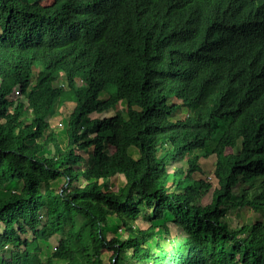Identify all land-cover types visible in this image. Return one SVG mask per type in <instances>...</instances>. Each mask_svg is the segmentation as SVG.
<instances>
[{
	"label": "trees",
	"instance_id": "trees-1",
	"mask_svg": "<svg viewBox=\"0 0 264 264\" xmlns=\"http://www.w3.org/2000/svg\"><path fill=\"white\" fill-rule=\"evenodd\" d=\"M15 85L27 103L11 110ZM67 101L61 150L51 123ZM97 131L114 150L95 154ZM201 158L218 179L207 203ZM170 219L185 239L168 247ZM0 264H264V0H0Z\"/></svg>",
	"mask_w": 264,
	"mask_h": 264
},
{
	"label": "rangeland",
	"instance_id": "rangeland-1",
	"mask_svg": "<svg viewBox=\"0 0 264 264\" xmlns=\"http://www.w3.org/2000/svg\"><path fill=\"white\" fill-rule=\"evenodd\" d=\"M31 1H35V0H31ZM41 3L43 4H48L49 3V0H40ZM66 77L65 75H62L59 77V80L56 82V83H60L62 85H64L65 87H67V83H66ZM79 80V79H78ZM82 82L81 80H79V83ZM9 105H10V109L11 110H14V108L19 104V103H24L26 104L27 103V100H26V97L21 94L20 92V89H19V85H15L14 88H13V93L11 95V97L9 98ZM73 107V102L72 101H67L64 105H61V106H58V107H55V111H54V117L52 118V123H51V128L56 130L59 134V139H60V142H61V150H64L66 148V145H67V142H68V132H67V125H68V114L71 112V108ZM121 108V106H120ZM185 112V109H183L181 111V114L183 113L184 114ZM115 114V110H108V111H105L103 113H99V112H93L92 114L90 115H87L83 121L81 122V130H83V125L85 124L86 120L88 119H91L93 117H104V116H110V115H113ZM33 117V114L31 112H29L28 114H25L23 116V119L26 121V122H30L31 121V118ZM97 134H100L102 136V141L97 143V144H92V147H93V150L95 152V154L98 153V150L101 149L104 145L110 150H114L115 149V145H114V138H113V134L112 132L110 131H107V132H99L97 131L96 132ZM90 134L93 136V133L90 131ZM166 149H167V144L166 143H163L162 146H159L157 149H155L156 151V154L157 156L159 157V159H163L164 156H165V152H166ZM48 150L50 152L53 153V147H48ZM231 150V148H228L227 151ZM77 151L79 153H84V151L82 150V148H78ZM55 154V153H54ZM213 160L214 159H205V158H201L199 159V162H201L202 164V167L201 168V172L202 173V177L206 179V181H208L209 183H211L212 187H211V190L203 197V202L204 203H207L209 202L211 199H212V192L214 191V188L218 186V179L217 177L214 175L212 169H213ZM183 161H180V162H170L169 165H168V168L169 170H173V167L174 166H180V165H183L187 166V163L184 161L183 163H181ZM203 162H206L207 165L206 167L204 166V163ZM90 166V164H87V163H84V162H81V163H78L76 165L77 168H85V167H88ZM211 168V169H210ZM65 177L64 176H60L56 179H53L52 180V183H53V186L57 189H64V187H66L68 185V183H65ZM108 188L110 189H113V190H116L118 188L119 185H121L123 183L122 181V176L119 175V176H114V177H111V178H108ZM82 182L79 181V182H76V181H72L69 185V189L75 187L76 185H81ZM248 186V184L245 186V188ZM6 186L4 185L3 188H5ZM22 187V183L21 182H18L17 185H13L11 187V189L13 190H19L20 188ZM242 192V188L241 186H238L235 188L234 190V193L236 195V197H238ZM255 195H256V192H255ZM249 206L246 205L245 209L246 210V215L244 216V218L246 220H249L250 217H255L256 214H257V209H256V204L251 207L249 209L248 208ZM254 211V212H252ZM43 212V216H42V222L40 224V228H42V226L44 225L45 223V212ZM230 216L229 218V222H233L238 224L241 220V214H240V207H237L236 208H232L229 212H228V217ZM125 218L132 224H135L137 226H141L142 228H145L147 227L149 224H150V220H148L146 217H144L143 214H139L137 216H131V215H128V214H125ZM233 218V220H231ZM155 223H163V221H155ZM168 225H169V228H170V234L166 235L165 232H164V229L162 226H159V233H158V236H159V242H161L163 245L165 246H168V247H171L172 245H176V244H180L182 243L183 239H185V233L184 231L179 228L177 225L174 224V222L170 220H168ZM67 232V227H63L61 230H59L50 240L51 242V245H52V248L54 249L55 246L58 244L59 240L66 234ZM108 236L111 237L112 234L108 233ZM39 247V243L37 241L36 238H32L30 239V242H29V249L30 250H35ZM9 251V250H8ZM5 252V253H8ZM113 253V249H111L107 254L109 256V254H112ZM107 256V257H108Z\"/></svg>",
	"mask_w": 264,
	"mask_h": 264
}]
</instances>
